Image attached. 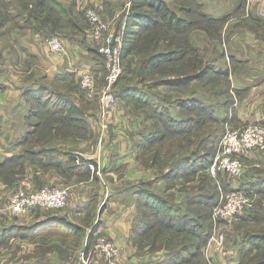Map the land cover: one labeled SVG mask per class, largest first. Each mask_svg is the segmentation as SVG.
<instances>
[{
  "label": "crops",
  "instance_id": "crops-1",
  "mask_svg": "<svg viewBox=\"0 0 264 264\" xmlns=\"http://www.w3.org/2000/svg\"><path fill=\"white\" fill-rule=\"evenodd\" d=\"M117 1L121 3L120 7L117 6ZM123 1L104 0L105 3L102 4L101 0H98L100 7L97 9L104 13L103 6L106 5V8L111 10H121ZM60 2L64 4L73 2L75 10L83 12L82 0H60ZM200 5L205 6L203 3ZM233 9H240V14L230 19L227 13L234 11ZM233 9L218 16L213 13L209 16L220 20L226 18L228 24L240 23V30H236L235 38L229 40V43L225 40L232 53L226 51L222 53L221 50L220 60L211 64L214 66V72L230 83L225 95L222 94V99L227 98L223 102L224 109L218 114L223 115L220 117L225 121L223 127L225 123H229L235 128L261 123L264 120V0H240V4L238 0L237 6ZM234 18L236 21L233 20ZM115 19L118 18L115 16ZM47 33L48 29L25 30L20 34L13 31L11 36L7 34L0 38V53H2L0 164L13 157L19 158V162L24 160L29 165L25 169V179L33 185L30 188L37 189L46 183L63 184L70 187L69 201L60 213H53L48 217L37 214V210L32 216L12 219L6 218L7 216L0 211V235L4 229L12 225L29 227L35 225L38 237L30 241L13 234L5 244H0V247L15 241L29 243L33 246L32 259H34L38 256L36 253L40 247L37 243H33V240L47 238L50 244L51 241L59 238L68 239L71 234L75 238L84 235L88 243V236L95 229L94 235L104 234L122 248L121 264H160L165 255L160 257L155 254L162 253L161 251L153 253L146 247L139 252L134 246V229L139 221L138 201H145L147 204L149 193L165 197L170 192L181 195L179 198L182 197V200L189 192H179L177 186L168 189L166 181L164 182L162 178L152 182L153 163L149 161V151L144 148L147 145L146 140L154 138V126L152 123L153 128L151 127L148 112H133L131 116L125 114V110H122L123 106H119L105 113L99 103L96 109L89 106L95 105V102L88 101L89 103L85 104V97L79 90L73 88L74 84L79 87L77 79L82 70H92L97 77L101 74L98 72V68L101 67H97L95 61L96 49L91 44L89 36L84 39V36L78 34L71 37L64 33L59 34L61 35L59 38L64 42L65 52L52 53L44 45ZM10 38L14 42L13 49L4 50L5 41ZM17 42L22 46L21 54L29 58L28 60L22 61L17 56ZM231 43L236 45V49ZM219 44L221 45V42ZM228 59L230 69L223 68L224 65L221 66L219 62L225 64ZM53 83L59 85V88L52 86ZM163 92H157L159 95L156 98L157 107L164 108L175 116L180 115L181 111L191 109V104L197 100V98L194 100V97L182 96L184 99L179 97L180 100H175L171 104L173 101L163 100L160 95ZM151 94L154 93L145 94L141 91L137 97L140 100H147ZM93 97L91 95L89 98L94 100ZM37 98H41V102L59 113L66 114L70 105L80 109L84 112L87 122L95 129V137L90 141L79 138L78 135L70 137L67 132H57L64 128L63 123L31 121V103ZM182 102H186L187 105H181ZM95 115L96 121L92 119ZM151 128L152 133H149ZM53 132L57 137L59 136V139L52 143ZM33 140L36 142L29 148ZM210 141L212 139L208 138L201 148L202 152L212 145ZM194 144H196L195 140L192 144H188L181 157L176 158H187L190 161L186 162L184 171L188 170V163H192L191 154L196 147L193 148L194 150L189 148ZM136 145L142 147L140 152ZM253 160L249 156L246 161ZM211 164L205 172L212 178L209 171ZM34 179L40 180L37 182ZM38 184L41 186L38 187ZM14 185L15 183L13 187ZM10 187L0 178V201L9 198ZM4 212L6 213L5 210ZM68 223L78 225L82 231L74 232ZM92 262L94 263V260Z\"/></svg>",
  "mask_w": 264,
  "mask_h": 264
},
{
  "label": "rangeland",
  "instance_id": "rangeland-1",
  "mask_svg": "<svg viewBox=\"0 0 264 264\" xmlns=\"http://www.w3.org/2000/svg\"><path fill=\"white\" fill-rule=\"evenodd\" d=\"M132 1L133 0L123 1L121 10L116 11L111 10V8H106V5L103 6L105 12H100L101 17L105 21H113L117 14H120L121 18L124 16V14L126 15L125 17H127L130 12ZM163 2L169 10L171 9L176 12V16L180 19V22L177 25H173L171 23L169 24L168 18L163 19L152 9L146 8L145 12L147 14H150L151 17L155 18L157 21L155 24V29L143 31L138 34L134 42L136 44L135 52L130 53L131 56H128V59L130 58L129 61L122 60V66H125L124 70L127 73V76L128 74L131 75V78H124L122 81H120V83L117 84L115 92L119 94L126 86L135 85L137 82H140L137 83V85L139 84L138 86L141 87L140 91H144L145 94L154 93L149 97L150 100L155 102L154 105H156V98L159 97V95H157L158 91H164L163 93H160L161 97L163 98V100L166 99L167 102L173 101L171 104H173L175 100H180L179 97L182 96L194 97V100L197 98L199 102H203L204 104L206 103V105H213L214 121L206 125V130H202V127H199L197 128L196 132H192L185 138H156V140H154V138H150V140H146L147 145H145L146 147L144 148L145 150L149 151V161L153 163L152 169L154 172V178L152 182L161 180V172H164V170L166 171L167 169L169 170L171 168L172 163L176 160V158L181 157L186 151V147L188 146V144H192L193 140H195L196 144H194L193 146L191 145V147L189 148L190 150H194L193 148L196 147L197 144L200 143L207 134L211 135L209 136V138L212 139L210 143H214L215 145L212 147V149H214L213 156H215L214 153H216L218 147L217 141L219 140L221 134H223L222 131L224 132L223 123H221L222 118H220L223 115L218 113L221 109H224L223 102H225V99L227 98L225 97L222 99V94L225 95L230 83L223 79L220 74L214 73V66H212L211 64L217 60H220L221 50L222 53L225 51L229 52V54L232 53L231 48L228 44L229 40H233L237 32L236 30H240V23L234 22L228 24L226 23L228 21H224L222 23H220V21L217 23L207 22L203 14L204 12L208 17H211L209 15L212 13L217 16L227 13L231 11L233 7L237 6L238 0H164ZM101 3L104 4V0H101ZM106 3L111 4L110 2ZM200 3H203L205 6H199ZM68 4L70 3H67V5ZM117 6H121V3H119V1H117ZM127 9L129 10L128 12ZM227 14H229L228 18L231 19L232 17L240 14V9H235L234 11H231ZM45 16L49 17L47 12H41V6L38 3V0H0V38L2 36H7V34L11 36L13 34V31H15L16 34H20L25 30L33 31L40 28L49 30L57 29L56 32L58 33H55L53 35H56L58 37H61L63 33L69 37L78 34L79 36H84L85 39V37L89 35V24L84 11L81 14L77 13V15L74 16L77 22V27L69 21H58L56 18L52 17H50L51 20L49 19L46 22L45 19L43 22V18ZM120 17L116 20V24ZM233 20L236 21V18H234ZM61 24L67 25L68 29H66V26L64 28L60 27ZM79 25L83 26L84 30L78 28ZM45 29H42V31H45ZM225 40H228V43H226ZM219 42H221V45L219 44ZM231 44L232 47L236 49V45H234L233 43ZM13 45V39L10 38L9 40L5 41V47L3 49L10 51L13 49ZM16 45V53L18 52L17 56L20 57L22 61L23 59H25V61L28 60L29 58L24 56V54H21L23 53L21 44L17 42ZM221 47H224V49H221ZM218 48L220 50H218ZM173 51H176V53H174ZM160 52L173 54V60H170L165 64L163 63L157 66L156 69H152L149 72H143L141 69V64L144 58L150 54H158ZM94 53L96 55L95 61L97 63V67L102 68L100 63H105L104 58L100 57L95 51ZM184 55H187V58L185 60L182 59V56ZM27 56H29L28 53ZM1 57L2 53H0V61L2 60ZM229 62L230 60L228 59V62H226L225 64H223V62L221 61L219 63L221 66L224 65L222 66L223 68L228 69ZM105 69L99 70L98 68V72H100L101 74L100 76H98L99 78L97 77V86L95 90L97 89V87L99 88L95 92L91 93L89 91L80 90V86L78 87L77 84H74L73 87L74 89L79 90V92L82 93V96L85 97V104L88 101L95 102V105H89L93 109L97 108L96 105L97 103H99V94L105 86ZM182 77H188V79L191 81L183 84H177L179 81H173L171 83H169L168 81L165 82L166 79H177ZM142 78H145V81ZM160 80H164L162 82L163 84H160L156 88L151 86L152 84L155 85V82L159 83ZM77 81L79 84V79H77ZM52 86L59 88V85H56L54 83ZM179 94H181V96H178ZM91 95L92 97L94 96L93 98H95L96 100H91L89 98ZM159 100L161 99L159 98ZM150 105L151 101H149L148 104H144L134 99H125L123 97H119L116 108L119 106H123L122 110H125V114L133 116V112L144 111L150 113ZM96 117L97 116L95 115V118H91L96 121ZM152 128L149 133H152ZM93 129L94 128L91 123L87 122V125L86 123H84V127L82 130H80L79 126V134L70 133L69 136L75 137L76 135H78L79 138L90 141L95 137L94 132L96 131L95 129ZM80 134H83L84 136ZM58 139L59 136L57 137L56 133L53 132L52 143ZM35 142L36 140H33L29 145V148H31ZM137 147H134V149H136ZM141 148V146L138 148V152H140L139 150ZM250 158H253L254 160L251 162H246L244 175L239 180L232 181L229 177H225L226 180H229V182L231 183V185L228 184L229 186L227 184H224L227 185L228 190L234 189V187H238L239 185H241L240 183H242V181L246 182L251 178L252 181L253 179H255V181L257 180L256 184L261 185V188H264V186L262 185L264 184V180L261 181L262 184L259 181L261 177H263L264 179V147L252 151ZM27 166H29L27 162L22 163L16 160L15 162L5 164V166L0 169L4 170L6 173L4 176L5 181L3 180L4 183L7 182L6 184H9V186H11V194L8 196L9 198H7L8 201L7 199L0 201V203L3 204L0 205V211L7 216L6 218H14L8 213V211L5 210V208L12 196L20 190L34 191L45 186H61L68 188L70 193L69 186L58 183H46L42 186L41 184H38V187H41L37 189L30 188L33 187V185L29 180L26 181L25 179V169L27 168ZM22 169H24L23 172H21ZM247 174L249 175V177L247 176ZM34 180L38 182L40 179ZM163 181L165 182L166 180ZM213 182L215 183V185L217 184L214 179ZM219 182L221 184L224 183L223 180H220V177ZM13 183H15V187H13ZM169 183L174 184L175 186H177V188H181V186L186 184L184 182H179L176 184V182H173L171 180L169 181ZM186 191L188 192L190 190ZM181 192L185 191L182 190ZM252 195L254 198V203L249 212L250 214H252L249 219H242L238 216L230 224H225L219 219L215 222L214 208L216 206L213 208L209 220H206L204 214L206 210L203 209L202 215H204V218H202V221L197 223L199 224V226L194 227L193 223H191V226L186 227V229L193 227L194 232H196L199 227L201 228L203 227V225L206 226V228L203 229V237L207 234L206 243L201 244L199 248L197 247L199 243L196 237L192 236L187 231L179 232L176 230L165 228V219L162 216L163 214L158 212L160 216H156L154 209H151L149 205L144 203V201H138L139 221L138 225L134 229V246L138 248L139 252H141L140 250H143L146 247L150 250V252L153 253L161 251L162 253L155 254L159 255L160 257H162L163 255L168 256L169 254L179 252L178 255L180 254V258H177L179 260H175V262H172L170 264H208L206 261L207 258L205 257L204 249L209 238L211 237V233L216 231L217 233L224 234L226 243L222 252L217 253L219 251H216V253L209 255L212 256L213 264H264V191L260 193L253 192ZM167 196L170 198H174L172 192H170V194H167ZM179 196L181 195H178V197ZM4 210L7 214L4 212ZM62 210L63 209H44L38 210L37 214L48 217L53 213H60ZM194 214L196 215V213ZM245 215L249 216L248 214ZM175 222H180V224H182L183 219L180 217L175 218ZM99 235L107 238L110 241H113L104 234L99 233ZM255 237H263V239H261V246H259V248L257 249L252 250L247 243L249 239H253ZM86 239L87 238L84 235H78V237L75 238V236H72L70 234V236H68V239L59 238L57 240L51 241L50 244H48L49 241L47 240V238H39L37 240H33V243H37L40 247V250L36 253L38 256L34 259H32V256H34L32 254L33 246H31L29 243L24 244L23 242L15 241L10 243L9 245H6L5 247H0V264H86L83 261V257L85 259L87 258L85 257V255L88 254L87 252H89L91 246L94 245L95 235L92 238L90 248H88ZM244 249L247 250L246 253H251L245 258ZM50 250L52 251V253H48L50 252ZM100 256L101 257L93 254L87 264H107L102 258L103 256ZM165 256L163 258H166L165 261H167L168 258L167 256ZM93 260L94 263L92 262Z\"/></svg>",
  "mask_w": 264,
  "mask_h": 264
},
{
  "label": "trees",
  "instance_id": "trees-1",
  "mask_svg": "<svg viewBox=\"0 0 264 264\" xmlns=\"http://www.w3.org/2000/svg\"><path fill=\"white\" fill-rule=\"evenodd\" d=\"M164 0H133L130 8L129 15L125 17L124 16L118 21L117 27H121L122 21L126 23V27L124 30V45L122 49V60H127L129 61L130 58L128 59V56L130 55L131 52H135L136 44L134 43L138 34H140L143 31H148V30H154L155 29V24H156V19L152 18L150 14H147L146 8L152 9L154 12L158 13L163 19L168 18V23L177 25L180 22V19L176 16V12L173 10H169L165 3L163 2ZM38 3L41 6V12L48 13V16H45L43 18V22L46 19L51 20L50 17L56 18L58 21H63L64 22H71L77 27V22L75 19V15L77 13H80L79 11L75 10L73 2L70 4H64L60 2V0H38ZM201 6V5H199ZM202 7V6H201ZM132 11V12H131ZM206 21L207 22H213L217 23L220 21V23L226 21L225 19H213L212 17H208L204 12H203ZM73 15V16H72ZM129 16V17H128ZM170 19V21H169ZM66 26V29H68L67 25H60V27L64 28ZM78 28H81L84 30L83 26H80ZM43 29V28H40ZM61 29V28H58ZM73 29V28H72ZM57 29H48L47 36H55L53 34L56 33ZM76 31V30H75ZM95 52L100 56L103 57L99 52L98 49L94 47ZM131 56V55H130ZM173 54L171 53H166V52H160V53H153L148 55L147 57L144 58L142 64H141V69L143 72H149L152 69H156L157 66L161 64H165L166 62L173 60L172 59ZM127 57V58H126ZM126 58V59H125ZM187 58V55L182 56V59L185 60ZM181 59V57H180ZM177 60V59H176ZM126 61V62H127ZM102 69H105V63L102 64L100 63ZM125 66L123 65V73L119 78L118 83L122 81L124 78L125 79H130L131 75L125 72ZM106 71V69H105ZM209 72V71H208ZM214 72V71H213ZM215 73V72H214ZM105 74V72H104ZM145 81V78H142ZM164 81V80H163ZM163 81L155 82V85H151L154 88L158 87L160 84H163ZM173 82V81H180L179 84H183L189 81L188 77H182V78H177V79H166L165 82ZM185 81V82H184ZM140 83V82H137ZM128 85L126 86L119 94L117 92L116 96L123 97V98H130L134 99L137 101H140L141 103H147L151 101V109L150 113H148V118L152 121L153 126L155 127V134H154V140L156 138H185L192 132H196L197 128L202 127V130H206V125L209 123H212L214 121V107L211 105H206L203 102H199L198 100L195 101V103L191 104V109L189 110H184L181 111L180 115H172L170 112L164 110V108L160 109L157 107V104H155L154 101L150 100L149 98L147 100H140L139 97H137L140 94V89L137 85ZM149 84V83H147ZM84 92V91H83ZM41 98H37L34 103H31V110H30V118L32 119L31 121L35 122H40V123H52V122H60L63 123L64 128L62 130H57V132L62 131L63 133L67 132L68 134L74 133V134H79V126L80 130L83 129L84 123L87 125V120L84 115V112H82L80 109L76 107H71L68 109L66 114L59 113L57 111L52 110L50 107H47L46 104L41 102ZM181 105H187L186 102H182ZM208 106V107H207ZM65 112V111H64ZM28 121H30L28 119ZM71 121V123H70ZM225 121L221 120V123L224 124ZM262 126H264V120L263 122L259 123ZM74 129V130H73ZM194 130V131H193ZM84 136L83 134H80ZM208 136L206 135L200 143L197 144L196 149L194 150V153L191 154V161L192 163H188V170L184 171L185 164L188 161L187 158H179L176 159L173 163L172 166L169 170L161 172V178L163 180H166L167 182V188L168 189H174L176 186L174 184H170L169 181H173L179 183V182H184L183 186L181 188H178V191L181 192L182 190H190L188 191L189 194L185 195L183 199L181 200L182 197H178L174 192H172L173 197H168L167 195L160 196L154 193H149L148 194V205L151 209H154V212L156 213V216H160L158 212L162 213L163 218L165 219L164 227L172 230H176L179 232H189L192 236L196 237L198 240L199 246L203 243H206L207 239V234L204 235L203 229L206 228V226L203 225V227H199V229L194 232L193 227L186 229L187 226H191V223H193L194 227H198L200 221H202V218H204V215H202L203 209L206 210L205 218L206 220L210 219V215L212 213L213 208L217 205L219 202L220 198V192H218L219 189H217V185L213 182V179L205 172V170L209 167L211 162L214 159L213 152L214 149H212L214 143L211 146H208L207 149L201 151V148L203 145L206 144V141H208ZM29 150V149H28ZM27 150V151H28ZM215 154V153H214ZM19 161V158H10L6 159L4 163L0 164V169H2L5 164H8L10 162H15ZM22 163L24 160L21 161ZM24 169L21 170L23 172ZM5 171L0 170V178L1 180H4L5 176ZM249 177V175L247 174ZM220 180L224 183H222L223 188L226 192L236 190L237 188L234 187V189L228 190L227 185L231 183L229 180L227 181L226 178L228 177L227 175H219ZM226 177V178H225ZM226 180V181H225ZM263 177L259 179L261 182ZM5 181V180H4ZM193 182V183H191ZM229 182V183H228ZM257 180L252 178L248 179L246 182L242 181L240 183V187H238L241 190H246V191H252L256 193H260L264 191V188H261V185L256 184ZM7 183V182H6ZM169 183V184H168ZM189 183V185H187ZM227 184V185H224ZM262 184V182H261ZM264 186V184H262ZM229 186V185H228ZM232 187V186H231ZM233 188V187H232ZM219 193V195H218ZM170 194V193H169ZM175 199V200H174ZM181 202L179 203V201ZM146 204V202L144 201ZM152 205V206H151ZM183 208H185L183 210ZM193 211V212H192ZM196 211V212H195ZM196 213V215L194 214ZM250 214V213H249ZM248 214V215H249ZM252 216L250 214L249 216L247 215H242L240 216L242 219H249V217ZM182 218L183 223L180 224V222L176 223L175 218ZM161 224V223H159ZM68 226L73 229L74 232H81L82 228L79 227L78 225L68 223ZM77 230V231H75ZM94 230L93 229L89 236H88V248H90V244L92 241V238L94 236ZM137 230V229H136ZM36 231V226L33 225L31 227L29 226H17V225H12L6 229L3 230L2 235H0V244H5L10 238L11 235L16 234L22 239H27V240H32L37 237ZM36 233V234H34ZM247 237V235H246ZM261 239L263 237H255L253 239H249L248 241V246H250V249H257L259 246H261ZM243 250V249H242ZM247 250L244 249L245 256H248L251 254L250 252L246 253ZM179 252H175L174 254H169L167 256V261L166 258L162 261L160 264H170L172 262L178 261L180 258V254L178 255ZM243 258V259H244Z\"/></svg>",
  "mask_w": 264,
  "mask_h": 264
},
{
  "label": "built area",
  "instance_id": "built-area-1",
  "mask_svg": "<svg viewBox=\"0 0 264 264\" xmlns=\"http://www.w3.org/2000/svg\"><path fill=\"white\" fill-rule=\"evenodd\" d=\"M98 7L96 0H84L82 3V10L89 24L88 36L105 62V86L99 94V103L105 113H108L118 102L115 90L123 73L122 49L126 23L123 21L118 28L116 19L103 20ZM119 16L120 14H117L116 18ZM44 45L52 53L65 52L64 42L58 36L45 37ZM78 79L81 90L91 93L95 91L97 76L92 70H82ZM217 146L209 168L220 192L219 202L214 208V220L216 222L219 219L225 224H230L238 216L249 214L254 203L253 192L241 190L239 186L236 190L226 192L219 182V175H227L232 181H237L244 175L246 160L251 152L264 147V126L258 123L234 128L225 123L224 132ZM69 194V189L61 186H45L34 191L20 190L12 196L5 210L13 217L32 216L37 210H61L67 206ZM225 243L224 234L216 231L211 233L204 249L208 264H213L212 256L209 255L216 251L222 252ZM87 253L85 255L87 258L83 257L86 264L93 254L99 257L102 255L107 264L122 263V248L98 233L95 234L94 245Z\"/></svg>",
  "mask_w": 264,
  "mask_h": 264
}]
</instances>
